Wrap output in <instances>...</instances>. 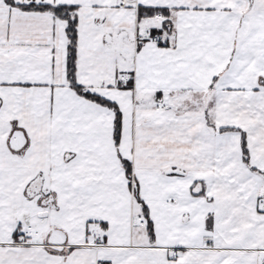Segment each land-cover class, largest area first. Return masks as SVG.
Wrapping results in <instances>:
<instances>
[{
  "label": "snow or ice",
  "instance_id": "6c2138e0",
  "mask_svg": "<svg viewBox=\"0 0 264 264\" xmlns=\"http://www.w3.org/2000/svg\"><path fill=\"white\" fill-rule=\"evenodd\" d=\"M0 264H264V0H0Z\"/></svg>",
  "mask_w": 264,
  "mask_h": 264
}]
</instances>
